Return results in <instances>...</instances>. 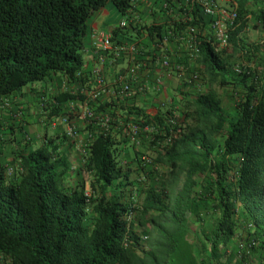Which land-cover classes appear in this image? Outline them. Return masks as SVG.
<instances>
[{
	"label": "trees",
	"instance_id": "trees-1",
	"mask_svg": "<svg viewBox=\"0 0 264 264\" xmlns=\"http://www.w3.org/2000/svg\"><path fill=\"white\" fill-rule=\"evenodd\" d=\"M228 1L237 13L227 31L228 55L222 49L214 51L210 17L196 5L186 8L189 0L169 1L178 4V11L167 13L168 22L141 24L126 18L127 23L110 32L114 46L128 39L142 49L137 60L153 61L167 31L172 32L168 48L181 42L177 33L187 24L197 26L199 52L193 64L205 89L182 92L180 109L166 105L150 114L139 104L99 97L96 109L109 112L112 119L105 127L85 123L86 141L77 169L64 149L69 138L44 134L40 144L14 148L10 176L1 160L0 135V259L6 264H204L187 238V214L201 223L202 207L211 206V228L201 230L199 244L209 264H249L235 252L225 256L221 248L236 236L241 223L247 230L245 239L256 242L253 249L264 247V73L239 76L231 69L241 64L234 56L264 51V43L240 34L249 22L264 33V0ZM135 2L0 0V98L52 74L82 82L88 18L107 3L128 17ZM170 14H179L180 20ZM141 33L147 41L138 40ZM183 53L187 61L185 48ZM215 86L242 88L235 115L224 111ZM82 87L86 91L90 86ZM80 91L56 93L49 115L58 114L59 105L68 100L81 103ZM130 121L149 124L152 130L131 142ZM130 151L131 161H124ZM161 166L170 177L165 187L151 184ZM133 169L139 175L138 191L128 175ZM181 172L184 178L175 191ZM136 227H149L152 233L148 237ZM258 264H264V257Z\"/></svg>",
	"mask_w": 264,
	"mask_h": 264
},
{
	"label": "rangeland",
	"instance_id": "rangeland-1",
	"mask_svg": "<svg viewBox=\"0 0 264 264\" xmlns=\"http://www.w3.org/2000/svg\"><path fill=\"white\" fill-rule=\"evenodd\" d=\"M227 1V2H226ZM226 3L222 5L220 2L217 1V4L220 7L227 6L230 7L229 1L225 0ZM111 6L112 4H107ZM113 17H107L106 21L112 20ZM107 29V27H104ZM257 30L253 29L251 26L247 30V34L250 40L264 43V35L259 33ZM224 52L229 53V49L222 47L221 48ZM256 57H252L251 60H247L244 56H235V62H248L251 64L253 73L257 76L264 73V67L261 66V63L256 62ZM193 60L188 61L187 65L184 66V76L189 78V74L191 72L197 71L199 72V68L193 65ZM257 63V64H256ZM192 68V70H191ZM233 70V68L231 69ZM253 79L250 77L249 80ZM163 86L162 91L165 92L168 98H170L171 102L175 104L171 107L173 109H180L181 105L178 101L179 97H177L176 101H173L174 96L169 94L166 89V84H160ZM203 86L201 81H192L189 83V90L187 92H195V90L200 89ZM218 90L221 99H222V106L224 111L229 115H235V103L238 97L242 94V88L238 87H231V86H223L218 87L215 86ZM49 89L45 84L39 83L37 85H33L31 88H24L18 94L13 96H6L0 98V135H2L3 141V155L1 156V160L7 163L8 167L14 163H10L12 158V153L14 148L15 149H26L29 146L40 144L44 141V134L47 136H55L56 134L62 135L65 134L66 124H73L75 130L77 131L76 137L69 138L71 142H67L64 144V149L66 150L69 159L72 161V165L74 169H77L79 162L82 157L83 152V144L86 141V136H82V127L84 121L81 122L82 119H77L80 111L82 110V104L74 101L68 100L63 102L59 105L60 111L56 115H49V110L51 109L50 104L53 103V97L58 92V88L56 90ZM205 87H202L200 90H204ZM57 91V92H56ZM176 93V92H175ZM175 96H177L175 94ZM142 98V97H139ZM145 99V96H143ZM173 104V103H172ZM72 107V108H71ZM179 112H177L178 115ZM67 114L70 115L67 122L65 117ZM75 117L77 119L76 122L71 121V118ZM64 118V119H63ZM66 135V134H65ZM73 141H77L75 144ZM70 143V144H69ZM133 154L132 151L126 152L124 161H131ZM73 172L70 173L69 177L71 178L74 175ZM158 172L155 177L151 180V184L153 183L157 187H165V182L170 178L168 172L165 167L157 168ZM12 168H8V175L12 176ZM129 177L135 181L137 186L135 191L139 189V183L137 181L138 174L136 170H132L128 173ZM184 178V173H179L176 178V186L175 191H177L182 183ZM150 183V182H149ZM86 189H88L86 185ZM130 196L126 193V199L130 200ZM137 200V199H136ZM211 205V203H210ZM211 206L204 210V206L201 209V213L203 214V221L197 222L194 220V217L190 213L187 214V219L190 221L189 232L187 234L188 240L194 245L195 251L197 253L198 259L201 260L204 264H209L211 259L205 253L200 250L199 244L201 242V230L211 228V221L213 220V216L211 214ZM152 214H149V216ZM136 222V221H135ZM137 231L140 233L148 234V237L151 235V230L149 227H136ZM246 228L242 226V223L237 228L236 236L223 248L221 251L223 253L228 254L229 252H236V248L238 244L246 238ZM148 239V238H147ZM147 239L145 241H147ZM264 257V247L257 246L253 249L248 257L249 264H258L259 260ZM0 264H6V262L0 259Z\"/></svg>",
	"mask_w": 264,
	"mask_h": 264
},
{
	"label": "built area",
	"instance_id": "built-area-1",
	"mask_svg": "<svg viewBox=\"0 0 264 264\" xmlns=\"http://www.w3.org/2000/svg\"><path fill=\"white\" fill-rule=\"evenodd\" d=\"M169 1L171 0L160 1L161 9H163L166 13H171L172 11L177 10L176 5L178 4L172 2L175 4L172 6ZM192 5H196L204 15L210 17L209 28L212 32V36L209 40V43L213 47L214 51L221 50L222 47L227 45V31L233 27L234 21L236 20L237 13L235 8L220 7L215 0H189V2L185 3L184 6H186V8H190ZM184 6L182 7V10L186 9ZM179 18L180 15L175 14V19L180 20ZM181 18L183 21L185 20V17H183L182 14ZM125 23H127L126 19H122L117 25L123 26ZM171 34V31H167V36H170ZM198 35V29L195 24H187L180 34L177 33V38L184 43V48L188 52V61L195 60L198 56ZM167 36H165L161 43L158 44L159 48L156 53L157 56L154 58V60H157L161 68L174 69L177 76L180 78L183 76V74H185V69L184 66H181V64L172 62L168 53L169 49L167 48ZM114 47L115 46L110 41V33L101 35L96 49L98 51L97 55L99 61L104 62L106 54ZM141 50L142 49L140 45L134 42L119 45L118 53L127 58L128 65L124 72L116 73L112 81H107L105 79L102 74V69L99 65L93 66L90 71L92 84L86 91H80L84 94V98L81 102L82 110L80 111L78 117L82 119L84 123L105 127L108 121L112 119V116L109 112L102 110L98 111V109H96L99 105V97L101 96L103 98V96L108 95V97L110 96V98L116 102L127 100L134 103V98H139L143 95H146V92L149 88L146 75L149 72L150 66L145 60H137L139 55H141ZM233 71L239 76L253 73L252 66L248 62H241V64L235 65L233 67ZM198 76L199 73L194 71L189 74V78L187 79L189 82L197 81ZM249 77H251V75ZM141 78L143 81L139 80ZM160 84H162L161 79H157L153 85L156 87ZM165 102L166 99H163L161 101L160 107H163ZM69 117L70 115L67 114L65 119H63L69 122ZM151 130L152 126L149 124H142L138 121H130L128 123V136L131 142L139 141V137L143 133L146 134L147 132H151ZM65 134L67 137L72 139L76 137L77 131L75 130L73 124H66ZM170 140V137L165 138V143H169ZM141 158L149 162L146 156L143 155ZM248 226L251 225L248 224ZM143 238H146V235H144ZM255 243L256 242L252 239H244L238 244L235 252L236 255L238 257L243 255L244 257L248 258L253 247L255 246Z\"/></svg>",
	"mask_w": 264,
	"mask_h": 264
},
{
	"label": "crops",
	"instance_id": "crops-1",
	"mask_svg": "<svg viewBox=\"0 0 264 264\" xmlns=\"http://www.w3.org/2000/svg\"><path fill=\"white\" fill-rule=\"evenodd\" d=\"M217 1L220 2L222 5H224V3L227 2V1L225 2V0H216V2ZM107 4L103 6L102 8H100L99 10H97L96 12H94L93 14H91V16L87 20V32L84 38V43H83V48H82V56L84 60L83 70L85 71V74H86L85 79L82 82L79 81L77 83H74V82L71 83L67 81V79L64 76H61L59 74H52L50 77L46 78L45 80L41 82L42 85L45 84L49 89H53V87H55L54 90H56V87H57L58 88V92L56 91L57 93L63 92V91H69L73 93L79 90V88L80 90H83L82 86H85V85L90 86L92 84L91 82L92 80H90L91 76L89 75L88 72H90L93 66H96V65H99L101 67L102 74L105 77V79L107 81H112L116 73L124 72L126 70L128 61H127V58H125L123 55L118 53L119 45H117L106 54V58L104 62H100L98 55H97L98 51L96 49H97L98 41L101 35L110 33L112 28L117 26V24L122 19H126V18L127 20H136L141 24H152V23L158 24V23L170 21V18L168 17L169 15L160 7V0H136L135 6L133 10L130 12L128 17L122 16L114 8L113 5L108 6ZM108 16L113 17V18L112 20L105 22V19ZM170 17H175V16L170 14ZM249 23L246 24V26L241 30L240 34L246 36V38L249 41H252L250 40L247 34V30L250 27ZM104 27H107V29H105ZM257 31L259 33H262L261 35H264V33L261 32L260 30L257 29ZM138 40L147 41L144 33L140 34ZM130 42H131L130 40L124 39L121 42V44H126ZM182 45L183 43L181 42L177 44L176 43L170 44L168 46V49H169L168 53L173 62L181 64V66H185L187 65L188 59L187 61H185V58H184L185 55L183 53L184 46ZM228 54H230V52L225 53L224 55H228ZM240 56H244V57L249 56L251 58L256 57L257 59L256 62L261 63V66L264 67V51L254 53L252 56H250V53H248V55L241 54ZM146 62L150 66L149 72L146 75L149 88L146 92V95H143L145 96V99H143V96L142 98H134V103L139 104L140 106H143L148 113L150 114L154 113L157 110V108L161 106V101L163 99H166L164 106L166 105L172 106L175 104L174 102H171L170 98H168L165 92L162 91L163 86L158 85L155 87V85H153L155 80L161 79V83L163 84L164 82V84H166L167 92L174 96L173 101H176L177 97L180 98V94L182 92L191 91L188 88L189 83L191 82L188 81V79L184 76V74L182 77L179 78L174 69L161 68L157 60H153V61L147 60ZM193 65L197 67V64H193ZM139 80L143 81L142 78ZM202 87L204 86H201L200 89H202ZM200 89L195 90V92L202 91ZM175 94L177 96H175ZM77 119H80V118L78 117ZM77 119L73 117L71 118L70 122L71 121L76 122ZM82 121L83 120H81V122ZM82 124L84 127L85 123L82 122ZM82 133H83L82 136H86V133H84L83 131ZM73 142L75 144L77 143V141H73Z\"/></svg>",
	"mask_w": 264,
	"mask_h": 264
}]
</instances>
